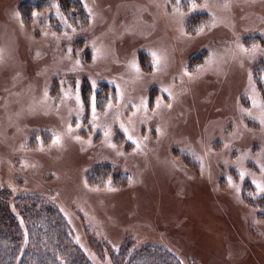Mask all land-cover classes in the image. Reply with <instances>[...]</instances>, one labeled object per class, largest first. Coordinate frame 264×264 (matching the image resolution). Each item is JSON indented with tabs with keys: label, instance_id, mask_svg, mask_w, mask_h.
I'll return each mask as SVG.
<instances>
[{
	"label": "rangeland",
	"instance_id": "1",
	"mask_svg": "<svg viewBox=\"0 0 264 264\" xmlns=\"http://www.w3.org/2000/svg\"><path fill=\"white\" fill-rule=\"evenodd\" d=\"M21 1L0 0V185L54 194L98 264L130 239L264 264V0Z\"/></svg>",
	"mask_w": 264,
	"mask_h": 264
},
{
	"label": "trees",
	"instance_id": "2",
	"mask_svg": "<svg viewBox=\"0 0 264 264\" xmlns=\"http://www.w3.org/2000/svg\"><path fill=\"white\" fill-rule=\"evenodd\" d=\"M25 1L22 0L17 8L21 13L28 3ZM187 23H192L191 19ZM191 26L189 24L186 30L190 31ZM254 65L252 76L260 89L259 63ZM118 178L113 173L110 182L123 186L124 181ZM104 182L94 180L96 185H104ZM248 188L244 182L241 193L246 201L249 200L246 196ZM252 191L254 193L255 188L252 187ZM255 205L257 209L264 206L260 200L259 205ZM257 214L264 217V209ZM70 226L54 194L50 198L32 191L15 193L0 185V264H98L78 242ZM133 239L139 241L136 236ZM130 240L115 248L111 264H186L168 245L157 242L133 245Z\"/></svg>",
	"mask_w": 264,
	"mask_h": 264
}]
</instances>
